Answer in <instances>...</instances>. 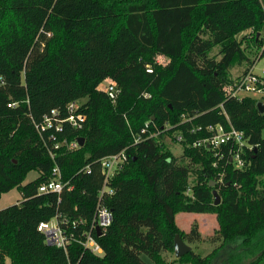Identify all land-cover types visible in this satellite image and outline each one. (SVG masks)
Wrapping results in <instances>:
<instances>
[{
    "label": "trees",
    "instance_id": "obj_1",
    "mask_svg": "<svg viewBox=\"0 0 264 264\" xmlns=\"http://www.w3.org/2000/svg\"><path fill=\"white\" fill-rule=\"evenodd\" d=\"M263 25L259 0H0V195L13 187L22 193L0 209V264L7 257L12 264H148L143 254L168 264L177 235L188 244L203 240L197 220L189 230L178 226L181 211L216 214L208 239L218 243L206 255L192 248L173 261L264 264V112L256 97L223 91L235 62L247 69L264 55L257 39ZM159 54L166 64L156 62ZM104 80L121 88L116 101ZM84 98L81 128L37 130L51 109L63 116L67 103ZM184 113L192 119L179 124ZM147 121L152 130L172 127L127 149L115 193L105 199L114 217L98 237L104 254L79 243L68 254L47 244L38 224L57 211L91 218L103 181L96 160L130 145ZM208 124L244 132L253 148L241 151L243 167L187 143L206 134L188 128ZM51 131L58 141L84 136L85 143L55 149L53 158ZM178 132L185 136L180 156L169 148ZM88 163L91 172H79ZM55 164L74 184L60 201L57 193H38ZM30 171L37 177L23 183Z\"/></svg>",
    "mask_w": 264,
    "mask_h": 264
},
{
    "label": "built area",
    "instance_id": "obj_2",
    "mask_svg": "<svg viewBox=\"0 0 264 264\" xmlns=\"http://www.w3.org/2000/svg\"><path fill=\"white\" fill-rule=\"evenodd\" d=\"M263 10L264 20V0H259ZM257 39L260 41V51H264V25L262 29L257 32ZM168 61L164 55H157L156 62L159 64H166ZM253 66L244 69V71L233 79L229 83H225L223 91L225 96L242 98L245 95L252 93L264 94V80L253 70ZM148 70H152L148 67ZM107 95L116 101L121 93V88L112 80H108L106 85L102 88ZM148 96V93H145ZM85 101L83 99H77L70 101L65 106V115L61 116L60 110L53 108L48 114H46L40 123H35L37 130L44 134L51 129L56 132H62L65 124L70 125L72 128H81L86 119L85 114L80 109ZM9 105H11L9 103ZM192 117L184 113L181 116L179 124H183L191 121ZM155 129H151V122L147 121L141 128L140 132L134 134L133 142L122 150L105 155L96 160L100 163L101 172L103 175L102 185L98 190L97 202L95 204L94 212L91 218L83 216L71 218L59 211L50 219L41 221L37 228L44 234L45 242L49 245L61 247L68 254V249L72 243H79L86 250L91 251L97 255H103L104 249L98 241V237L103 236L108 227L113 221V210L105 202V199L112 196L115 193V187L113 185V177L121 170L128 161V151L130 146L136 143L144 141L148 138L158 136L160 133L169 130L172 125L169 123L164 124L161 128L154 125ZM205 131L204 136L194 139L189 145L193 147H206L211 149L215 155L220 159H227L229 157L230 162L236 167L241 168L245 165L244 159L241 156V151L245 148H253L249 144L248 139L242 130H239L233 126L227 127L223 124H208L206 126H191L188 128L189 133H195L198 131ZM54 131L49 132V138L54 140L53 148H50V154L54 158L55 149L64 147L67 151L75 150L81 145L78 142V137L75 139L63 140L57 139ZM168 141H172L173 137L167 135ZM185 136L183 133H175L174 140L177 143H183ZM214 166L218 167V161L214 162ZM86 173L91 172V163L86 164L80 170ZM219 183L223 182V173L219 177ZM74 188V184L70 179H65L62 173V169L58 164H55L49 174L47 181L38 186L39 194L57 193L58 201L61 200V194L65 191H71ZM100 231L98 235L97 232Z\"/></svg>",
    "mask_w": 264,
    "mask_h": 264
},
{
    "label": "rangeland",
    "instance_id": "obj_3",
    "mask_svg": "<svg viewBox=\"0 0 264 264\" xmlns=\"http://www.w3.org/2000/svg\"><path fill=\"white\" fill-rule=\"evenodd\" d=\"M246 32L247 31H244L243 33H246ZM238 37H240V34L238 35ZM215 53H217V48H214L211 51L212 55ZM248 53L250 54V57L252 59L255 58V55L252 52L249 51ZM239 65L245 66V65H247V62H244L243 64H239L238 62H235L233 68L231 69L232 76L237 75ZM253 70H254V72H256L261 77H264V55L255 61ZM107 81L108 80H104L101 83V87H104L106 85ZM250 95L256 97L258 100H262L264 103V94L252 93ZM84 100H85V98L83 99V101ZM262 135L264 137V129L262 131ZM169 148L172 151V153L177 155V156H180L182 154L183 146L181 145V143L171 142V143H169ZM37 175H38L37 171H30L23 183L31 181L32 179L37 177ZM21 200H22V193L18 187H13L8 191H3L0 195V209L6 207L8 205L18 203ZM207 213H209V212H206V213L205 212H194L195 217L198 218L197 220L199 221L200 230H201V225H202L203 231L202 230L201 231L203 233V240L199 241V242L192 243L191 245H192L193 250L195 252L200 253L202 255L208 254L212 250V248H214L215 245H217V243H218V242L212 243L208 239L209 236L214 233L215 229H217L218 222H217V219L214 220V222H213V220L208 218ZM165 255H166L168 261H170V262H168V264H182V263L173 261L174 257H176L174 252H167V253H165ZM142 257L148 264H157L154 261H152L145 254H143ZM5 264H12L9 257L6 258Z\"/></svg>",
    "mask_w": 264,
    "mask_h": 264
},
{
    "label": "water",
    "instance_id": "obj_4",
    "mask_svg": "<svg viewBox=\"0 0 264 264\" xmlns=\"http://www.w3.org/2000/svg\"><path fill=\"white\" fill-rule=\"evenodd\" d=\"M257 108H258L259 112H261V113L264 112V103L262 100H257ZM77 140H78L80 145H83L85 143V137L84 136H79ZM214 184H215L214 181L210 182L211 186H214ZM213 194L215 197V204L220 203L221 198H220L219 192L216 189H214ZM97 234L98 235L100 234L99 230H98ZM191 249H192V247L187 242H185L179 235H177L175 237V239H174V253H175L176 257L182 256L183 254L190 251Z\"/></svg>",
    "mask_w": 264,
    "mask_h": 264
},
{
    "label": "crops",
    "instance_id": "obj_5",
    "mask_svg": "<svg viewBox=\"0 0 264 264\" xmlns=\"http://www.w3.org/2000/svg\"><path fill=\"white\" fill-rule=\"evenodd\" d=\"M245 67L246 66H244V65H239L238 73H237V75H233V77L239 76L244 71ZM207 217L210 218L211 220H213V222H214V220L217 219L216 218V214H214V213H207ZM197 219L198 218L195 217L194 212H184V211H181V212H179V213L176 214V222H177L178 226L181 229H183V230H189V228L191 226V223L194 220H197ZM201 230L203 231L202 225H201ZM189 245L192 247L191 244H189Z\"/></svg>",
    "mask_w": 264,
    "mask_h": 264
}]
</instances>
